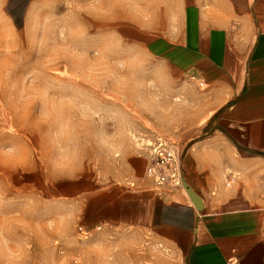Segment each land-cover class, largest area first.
<instances>
[{
  "label": "rangeland",
  "instance_id": "374dc122",
  "mask_svg": "<svg viewBox=\"0 0 264 264\" xmlns=\"http://www.w3.org/2000/svg\"><path fill=\"white\" fill-rule=\"evenodd\" d=\"M110 1L39 0L15 28L0 0V264H137L135 230L88 219L89 178L172 142L194 109L106 31Z\"/></svg>",
  "mask_w": 264,
  "mask_h": 264
},
{
  "label": "crops",
  "instance_id": "0c3cea01",
  "mask_svg": "<svg viewBox=\"0 0 264 264\" xmlns=\"http://www.w3.org/2000/svg\"><path fill=\"white\" fill-rule=\"evenodd\" d=\"M37 1L5 0L9 22L27 26ZM110 2L106 31L159 61V86L194 111L164 132L183 187L150 177L152 149L127 154L116 174L89 178L88 219L135 230L137 264H264V0Z\"/></svg>",
  "mask_w": 264,
  "mask_h": 264
},
{
  "label": "built area",
  "instance_id": "2783aa9c",
  "mask_svg": "<svg viewBox=\"0 0 264 264\" xmlns=\"http://www.w3.org/2000/svg\"><path fill=\"white\" fill-rule=\"evenodd\" d=\"M152 155L148 171L150 177L159 185L172 184L182 188L183 178L175 145L160 138L152 146Z\"/></svg>",
  "mask_w": 264,
  "mask_h": 264
},
{
  "label": "water",
  "instance_id": "95a60500",
  "mask_svg": "<svg viewBox=\"0 0 264 264\" xmlns=\"http://www.w3.org/2000/svg\"><path fill=\"white\" fill-rule=\"evenodd\" d=\"M184 186H185L189 196L191 197L193 203L195 204V206L198 208V210H202L203 204H204L203 198L192 187H190L186 182H184Z\"/></svg>",
  "mask_w": 264,
  "mask_h": 264
},
{
  "label": "bare ground",
  "instance_id": "6f19581e",
  "mask_svg": "<svg viewBox=\"0 0 264 264\" xmlns=\"http://www.w3.org/2000/svg\"><path fill=\"white\" fill-rule=\"evenodd\" d=\"M66 72L65 71H62V74H65ZM162 135H164L165 137L164 138H166V139H170V137L168 136V135H165V134H162ZM163 137V136H162ZM185 192V198L189 201V202H193L192 201V199H191V197L189 196V194L186 192V191H184Z\"/></svg>",
  "mask_w": 264,
  "mask_h": 264
}]
</instances>
